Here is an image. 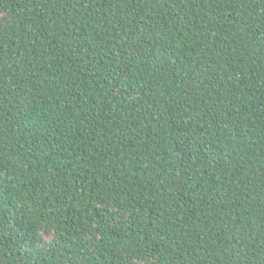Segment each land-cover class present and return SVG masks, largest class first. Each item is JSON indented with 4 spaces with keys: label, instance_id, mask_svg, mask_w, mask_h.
I'll list each match as a JSON object with an SVG mask.
<instances>
[{
    "label": "trees",
    "instance_id": "trees-1",
    "mask_svg": "<svg viewBox=\"0 0 264 264\" xmlns=\"http://www.w3.org/2000/svg\"><path fill=\"white\" fill-rule=\"evenodd\" d=\"M0 264H264V0H0Z\"/></svg>",
    "mask_w": 264,
    "mask_h": 264
}]
</instances>
